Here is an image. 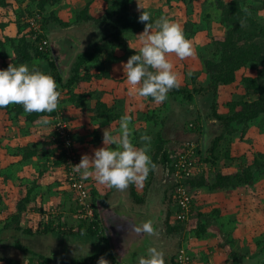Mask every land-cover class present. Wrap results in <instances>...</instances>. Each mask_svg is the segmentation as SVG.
<instances>
[{
	"label": "rangeland",
	"instance_id": "obj_1",
	"mask_svg": "<svg viewBox=\"0 0 264 264\" xmlns=\"http://www.w3.org/2000/svg\"><path fill=\"white\" fill-rule=\"evenodd\" d=\"M133 1L134 3L132 7L134 10L140 11L144 9L151 14L152 19H156L155 16H166L171 20L179 22L183 29H187L186 33L189 35V38L187 39L191 42L195 54L184 60H179L174 54H170L168 59L174 64V71L178 73L180 86L184 87L189 85L190 88L193 87L191 76L200 70L195 68V62L198 61V55L202 51L199 50L197 46L208 45L210 42V36L215 34L220 35L223 32V28L218 19V11L216 9L218 0H172L169 5H166L165 0ZM220 1L228 2V0ZM19 2L20 0H18L17 5L14 7L16 16L18 13L17 11L22 10L24 6H27L25 5L27 2ZM104 5V0H63L58 7L60 11V19L64 20L65 23H70L74 21V16H78L79 13L86 8L89 16H92L95 20L100 19L104 13ZM33 7H35V5ZM49 11L50 9H47V13ZM258 12L260 20L264 23V9ZM4 14L5 13L0 12L1 28L8 24L6 20L1 18ZM73 26V28H76L73 30H76V35L79 36L82 41L81 43H83V53L91 50L105 35V27L101 23L95 24L91 22L86 25ZM50 29H52V27ZM3 31L4 28L0 29V42L4 43L5 53L9 52V55H11L10 42L7 41V39H13L12 37H14V34L9 38V29L7 33H3ZM143 31L144 29L139 34ZM125 43L134 51L139 48V39L136 35L127 36L125 38ZM112 53L114 54L113 58L115 60L112 62V60L109 59L103 62V71H108L110 73L108 77L109 80H103L99 86H95L99 89L108 86L111 93L113 91L112 88H114V92H116L115 89L118 88V85L121 82L126 86V77H124L123 71L118 68H122L119 62L123 64L124 62L122 61H124V58L126 61L128 59L122 51L117 50ZM201 54L203 55L205 53L202 52ZM110 56L111 55H105V59L110 58ZM7 64H11V60H9ZM111 64L115 69H113ZM83 70L85 69L83 68ZM256 75H258V73L254 70H242L237 75V82L242 76ZM197 82L201 85L206 83V78L203 73H199ZM126 88H129V86L127 85ZM230 92H236V89L233 86L222 88L218 99V112L224 111V108L220 105L223 104ZM169 93L168 99L165 102L170 105L166 107L164 112L153 108L155 109V122H157L158 125H153V123H149L147 126L143 125L142 132L132 139L135 142H141V144H143L140 137L144 134L151 136L152 139L149 155L152 159L153 153L155 152L154 140L156 139V132L158 130L161 131V137L166 142L164 148H167L168 151L172 153L171 159L174 158L175 154H177L187 143H193L194 146L200 144L201 137L198 135V130L195 129V131L191 132L189 129L190 123L192 122L191 120H193L192 117H194L191 116V114H194L195 112L198 114V111H200L201 119H198L200 126L203 119L206 122L208 133L210 135L208 143L216 136L224 135L225 130H223L222 124L212 117L213 96L211 93L207 97L197 96L195 98L196 106H187L180 102H174L171 100ZM140 98L143 102L148 100L147 98L139 97L134 101L140 103ZM112 101L118 102L119 100L116 99ZM5 113L7 114V112L2 111L0 114L5 115ZM160 122L162 127L160 126ZM240 129L241 127H239V130ZM208 145L209 144H207L205 152H207ZM218 151L220 152L218 166L222 173L232 174L253 167L254 158L258 154L264 156V120L259 119L248 127L243 136H241V131H238L231 137L225 136V139L219 144ZM225 151H229V155L231 156L230 160H226L223 157V152ZM261 159L264 162V157H261ZM208 166L210 165H200L198 173L195 172V176L200 177L202 171L205 172L208 170ZM257 177H259V180L257 179L252 187L243 186L236 190L227 189L224 191L209 192L205 188L198 190L188 188L193 198V202L195 203L196 211L201 214V218L198 219L197 212H193L190 219L186 223L181 224L182 227L178 233L172 234V236H167L166 229L168 226H166L165 222L167 220L168 212H172L173 202L170 200H172L173 180L171 176H169L167 168L158 163L155 170L149 173L148 178L143 182L142 186H139V188L145 190V200H153V202L155 200L162 204L160 208L163 209V216L160 218V226L155 229L157 233L156 235H160L166 240L164 241L161 250L165 253V261H167V264H171L172 258H174L177 251L181 249L189 252L192 257L193 253H195V257L198 260L200 259L199 262L201 264H224L223 261L212 262L211 257H209L211 252L215 251L218 247H224L225 249L222 248L224 250L232 249L234 252L241 253L242 257H252V260L259 261V264H264V255L261 257V251L263 250L264 244L257 247V243L260 240L264 241V169ZM207 179L209 181L213 180L212 173L207 176ZM1 180L2 178H0V182ZM2 194L3 193L0 191V196ZM151 202L152 201H150V203ZM0 208H2L0 213H6L5 204H2ZM46 211L53 213L55 209L50 210L49 208H46ZM156 211L158 213L159 209H156ZM215 211H217L216 214ZM109 214H111L110 211ZM108 216V226L110 228L113 246L112 252L118 256L120 252L125 261L134 259L136 256L135 253H137L138 250H142L143 246V244H141L143 242L137 241H144L146 234L135 237V234L131 233V230L132 226H140L142 224L140 222L141 220L138 219L139 223L136 219V221H130L131 217H123L121 219H113L111 217L110 219V215ZM45 218L49 220L48 216ZM200 224H203V226L208 229L207 234L200 235L197 232ZM3 225L4 223L0 222V232L3 230ZM168 225L170 227L176 225L173 216L170 217ZM227 229L230 234V239L227 238L229 236L227 235ZM12 235V229L3 230L0 233V240L5 242L0 245V264H8L7 259L17 260L20 264H30L32 258L31 255H24L17 252L15 249H12L11 246H8L10 245L8 241L11 239ZM155 237L152 236L151 241L154 246H157L159 241ZM15 238H17L18 241H22L17 236ZM60 238L62 242L57 241V239ZM48 239L51 240V244L45 243L42 245L39 244L40 246H33V244L29 243L31 240H29L28 237L24 239V243L32 251L59 261H63L65 258L70 259L77 255L92 253L95 251L94 248L99 245L94 239L82 235H70L68 237L63 235L59 236L56 233H53L50 234ZM212 240L216 241L218 245L217 248L216 244H212ZM20 244H23V242H20ZM236 245L238 246V249L235 247ZM253 255L258 256L254 257ZM230 259L228 257V262L233 261V259H231L232 261ZM261 260L262 262H260Z\"/></svg>",
	"mask_w": 264,
	"mask_h": 264
},
{
	"label": "trees",
	"instance_id": "obj_2",
	"mask_svg": "<svg viewBox=\"0 0 264 264\" xmlns=\"http://www.w3.org/2000/svg\"><path fill=\"white\" fill-rule=\"evenodd\" d=\"M13 1L16 3L18 0H0V8H11ZM20 3L27 2L22 10L17 11L16 25H17V37L13 39H7L10 42V48L13 52V57L11 58V63L14 65L27 64L29 67H34L46 74L51 75L58 85V91L60 92V100L58 108L64 110L62 107V95L66 90L68 100L75 105H83L85 102L89 101L93 97V92L84 94H75L74 88L78 85L81 86L83 82H88L92 78H102L108 77V73L103 71V61L100 59L104 52L110 51H122L125 57H130L135 54V51L130 49L125 43V38L127 36H135L139 34L145 27L146 22H139L138 17L144 10H134L132 5L133 0H104L105 7L104 13L100 19L93 18L87 13V8L82 10L79 15L74 16V22L76 23H95L103 24L105 29V35L102 39L95 44V46L88 52L78 53L72 63V70L69 68H60L57 65L51 55V50L49 45L47 49H40L42 40L45 39L49 43L48 36L46 34L47 26L50 22L59 23L61 26L69 25L70 23L62 22L58 18V13L56 10L61 5L63 0H20ZM172 0H165L166 5H169ZM196 1V0H192ZM35 5V7H33ZM47 9L50 11L47 13ZM216 9L218 11V19L223 32L220 35H212L209 39V44L204 46H197L199 50H202L205 54L198 55V61L195 62V68L200 69L194 75L191 76V83L193 87L186 85L184 87L179 86L176 89L170 91L169 96L174 102H180L183 104L195 105V98L197 96L207 97L210 93L213 96L212 105V117L222 124L223 130H225L224 135H219L210 140L208 143L207 152L201 155L200 144L197 143L196 156L198 158L197 168L200 165H210L208 170L202 171L200 177L195 176L193 178H186L183 184L189 189L198 190L201 188L207 189L209 192L224 191L227 189L236 190L239 187L247 186L252 187L259 174L263 172L264 162L261 157L262 154H258L253 161V167H249L242 172H234L232 174L222 173L218 162L220 161V152L218 147L221 141L225 139V136H233L238 131H241V136L244 135L246 129L254 124L259 119L264 120V23L260 20L258 16V11L264 9V0H228V2L217 1ZM158 15V14H156ZM156 19L161 16H155ZM208 17V16H207ZM35 20L42 31L41 35H34V30L30 25V20ZM155 21V19H152ZM186 38H189L187 29H183ZM30 35L35 36V39H31ZM5 49L4 43L0 42V56L2 60L5 59ZM39 63H44L46 70L43 71L39 69ZM9 64H5V68ZM38 66V67H36ZM87 67L88 72L82 75L83 67ZM249 69L254 70L258 73L256 76H242L237 82V75L240 71ZM69 71V72H67ZM203 73L206 78V83L200 84L197 82L199 73ZM66 74H71L69 79L64 81ZM81 83V84H80ZM234 87L236 92H230L226 100L221 104L224 108L223 112H218L217 105L220 92L222 88ZM66 98V99H67ZM149 102L155 103L151 98H147ZM122 102L121 100H119ZM163 107H168L167 102L160 103ZM20 109H23L21 105H9L4 109L8 113L17 114ZM97 116H106L109 119L110 108H107L105 104L97 100L96 104ZM113 109V108H112ZM54 115V113H31L26 114V120L32 123L39 116L42 115ZM197 115V116H196ZM193 120L190 123L189 129L191 132L198 130V135L201 137L202 130L199 125L198 119H201L200 111L191 114ZM155 119V116H150L149 119ZM52 121V119H51ZM53 125V123H52ZM239 127L241 129L239 130ZM55 134L52 130V135L50 136V143L54 145L59 154L54 155L55 163L53 165L63 166V153L60 150L58 141H53L52 137ZM229 141V140H228ZM166 144L159 134H157V140L155 141V152L153 153L152 161L157 165L160 163L163 167L169 168L172 162L171 155L167 148H164ZM46 146V144H45ZM45 148V147H44ZM43 148V149H44ZM42 149V148H41ZM183 148L180 149L181 152ZM41 152L43 158L47 159L48 151L46 148L44 151H40L37 147L28 145L21 149L19 153L24 155V159H29L32 155H38ZM178 152V153H179ZM53 156V153L50 154ZM223 157L226 160H230L231 156L229 151L223 152ZM171 171V170H170ZM196 172V171H195ZM198 173V172H197ZM213 175V180L209 181L207 176L209 174ZM4 177L6 174L0 173ZM6 179V178H5ZM259 180V179H258ZM178 185L173 183V188ZM131 195L135 201L139 203L142 202L138 199L134 189L132 188ZM173 195V193H172ZM28 200V196L22 201L18 202L16 206V214L11 217L10 222H7L4 229L9 228L11 225H17L20 220L21 212L26 209L25 201ZM2 197L0 196V207ZM24 201V202H23ZM173 202V199L170 200ZM143 203V202H142ZM173 205V206H172ZM172 212H168L166 226L167 234H176L180 231L183 223L176 222V225L170 227L168 225L170 217L174 216V204H172ZM93 209L95 205H93ZM1 210V208H0ZM74 212L76 209L74 207ZM197 212L194 206V202L191 207V214ZM217 211H215V214ZM173 214V215H172ZM192 216V215H191ZM197 218H201V214L197 212ZM99 217L97 212L94 210V220L90 223L80 222L76 227L77 235H86L90 238H95L100 235L102 231ZM230 228V227H228ZM17 227L14 228V231ZM53 231L52 229L44 230L43 233H48ZM197 232L200 235H205L208 233L203 224H200ZM227 235L230 239V234L227 229ZM15 235L11 236V241L9 240V247L24 254L31 255L30 264H88L89 261L94 260L98 256H103L110 259L114 264L117 263V258L114 253L109 249V239L104 237L105 247L102 250L91 257L82 258L79 260H69V261H56L54 258H48L42 255H37L31 252L27 247L20 244V242L15 238ZM228 240V239H227ZM234 240V239H232ZM231 241V240H229ZM3 240H0V245L3 244ZM264 244L263 240L257 243V247ZM237 247V245H236ZM190 264H193V257L189 254ZM264 255V247L261 251V257ZM229 258L236 260L242 257L241 253L230 252L228 254ZM8 264H20L17 260L7 259ZM171 264H177L175 262V257L172 258Z\"/></svg>",
	"mask_w": 264,
	"mask_h": 264
},
{
	"label": "crops",
	"instance_id": "obj_3",
	"mask_svg": "<svg viewBox=\"0 0 264 264\" xmlns=\"http://www.w3.org/2000/svg\"><path fill=\"white\" fill-rule=\"evenodd\" d=\"M16 5L17 3L13 1L11 8H0V12L5 13L1 18L6 20V22L8 23L7 25L9 26L8 27L6 25L5 27H0V29L4 28L3 33H7L9 29V38L13 34L14 37L12 38L17 37V25L15 21L16 13L14 11V7ZM56 11L58 12V18L60 19L59 8ZM61 21L65 22L64 20ZM86 24L88 23L81 24L72 21L69 25L61 26L59 23L50 22L47 26L46 34L48 35L49 40H51L52 42L70 39L78 46L77 53L75 54L76 56L78 53L82 52L83 43H81L82 41L79 36L76 35V30H73L76 29L73 28V25L79 26ZM51 27L52 29H50ZM10 50L11 55H9V52H7L4 53V60L0 58V69L7 68H5V64H7V62L11 60V56H13L12 49L10 48ZM61 52H64L65 55L62 54V56L59 57L60 59L57 58V55L55 53H51L54 62L59 65L60 68L61 66L59 64V60L62 61L64 56H70V47L66 45V43L62 44V46H60V53ZM105 55L111 56L110 58L105 59ZM75 56L73 57L71 64L68 66L69 71L72 70V63ZM113 57L114 54L110 51H107L101 55L100 59L102 61L104 60L103 62L111 59L113 62L115 60ZM63 62L65 63V61ZM122 62L126 63V59L124 58V61ZM119 64H121L122 66V63L119 62ZM43 65L44 63H39V69L45 71L46 67H43ZM111 66L113 67V69H115L112 64ZM83 68L85 70L87 69L86 66ZM118 69L123 71L121 67H119ZM85 70L82 69V75L88 72V70ZM106 72L108 73L109 77L110 73L108 71ZM66 75L67 76L64 79L65 82L67 79H69L71 74ZM108 77H102L99 79L92 78L90 81L83 82L82 84L80 83L81 86L77 85L74 88V93L77 95L93 92V97H91V99L85 102L83 105L78 106L70 102V99L68 100L67 96L65 97V94L67 93L66 90L63 92V95L61 97L63 101L62 107L64 109L62 111H64L72 124L73 142L76 151L80 156V159L83 154L92 155L94 149L103 146V131L109 130L114 132L118 128L119 120L123 115L130 114L133 117L131 127L133 128L132 139H134L140 132H142L143 125L147 126L149 123L158 125L157 122H155L156 119H153V117L152 119H149L150 116H153L155 114V109L153 108L159 109L161 112H164V110L166 109L161 104L151 103L148 100L143 102L141 98L140 103L134 101L140 96L135 93L133 87L127 82L125 85H128L129 88H126V86H124V83L121 82L118 85V88L115 89L116 92H114V88H112V93L111 90L109 91L108 86L106 88L103 87L100 89L95 87L99 86L103 82V80H109ZM98 99L100 102L105 104L107 108H110L111 111L109 113V119H107L106 116H97L98 113H96L95 108ZM116 99L121 100L122 102L112 101ZM166 105L168 106V104ZM20 110L21 111H19L17 114H12L8 113L5 110H0V113L2 111L7 112V114L5 113V115L0 114V173L7 175V177L0 175V178H2L0 182V191L3 193L1 195V206L2 204L6 205V213H0V222L4 223L3 226H5L7 222H10L11 217L16 214V206L18 202L22 201L28 196V200H24L26 209L21 212L20 220L17 225H11L7 229H4L3 227V230L12 229L13 235L19 237L22 240L19 242H23V244L21 245L25 247L27 246L24 243V239L27 237L29 238V240H31L29 241V243L33 244V246H38L39 244L42 245L45 243L51 244L52 242L51 240H49L50 238L48 239L50 234L56 233L59 236L63 235L68 237L70 235H77L74 231V228L76 230V227L78 226V222L75 218L73 198L71 193L63 183L62 164L53 165L56 160L54 159V155L59 154V151L54 145L50 143V136L52 135L53 130L51 115H42L49 119L50 124L48 126H41L38 121L42 116H39L36 120L30 123L26 120L25 117L27 113H25L23 109ZM156 133L161 137L160 130H158ZM156 140L157 136L154 140V143ZM133 143L137 147L142 146L141 142L133 141ZM28 145L37 147V149L40 151H44V149L46 148V150L48 151L47 159L42 157L41 152H39L38 155H32L29 159H24V155H21L19 151ZM51 153H53V156L50 155ZM85 182L90 192L92 204L95 205L94 210L98 214V220L102 229L99 236L92 238L97 241L99 245L94 248L95 251L92 253L77 255L70 259L65 258V260L63 261L77 260L96 255L99 250H102L106 246L104 237H107L109 239V249L113 251L111 232L108 226V215H110V219L111 217L113 219L131 217L130 221L133 222V220H137V222H139V220H141L140 222L143 223L146 221V216L149 212L146 211V209L148 205H150V212H154V215L156 216V223H154L153 226L154 228H158L160 226V218H162L163 216V209L160 208L162 206L161 202L155 200L154 202L153 200H145V190H141L139 188V185H129L126 190L119 191L114 188L109 189L104 185L96 183L92 177H90L88 180H85ZM132 188L134 189L138 199H141L143 203H139L138 201L134 200L131 195ZM150 201H152L153 204L152 202L150 203ZM122 206L126 209L123 210ZM46 208H49L50 210L55 209V211H53V213L47 212ZM156 209H159V215ZM109 211L111 212V214H109ZM46 216H48L49 220L45 218ZM15 227H17L16 231H14ZM48 229H52L53 231L43 233L44 230ZM82 236L86 237V235ZM153 236H156L155 238H157V240L159 241L157 246H154L151 239L148 238V234H146L144 241H137L143 242L141 243L143 244V246L142 250H138L137 253H135L136 256L134 257V259L125 261L122 254L119 252V256L114 254V256L117 258V263L138 264L139 258L147 255L146 250L148 247H157L158 249H161L164 241H166L165 238L160 235ZM167 236H172V234H168ZM57 241L62 242L61 238L57 239ZM212 244L217 245L215 240H212ZM217 247L218 245L216 246V248ZM222 248L224 247H218L215 251L211 252V255L209 257H211L212 262L223 261L224 264H259V261L252 260V257H240L234 260V262L229 258L232 262H228V254L234 250L229 248V250H224L225 248ZM236 248L238 249V246ZM29 250L37 255H41L40 253L32 251L31 249ZM253 256L257 257L258 255ZM192 259L193 264H201L199 262L200 259L198 260L195 257V253H193ZM260 262H262V260ZM165 264H167V261H165Z\"/></svg>",
	"mask_w": 264,
	"mask_h": 264
},
{
	"label": "clouds",
	"instance_id": "obj_4",
	"mask_svg": "<svg viewBox=\"0 0 264 264\" xmlns=\"http://www.w3.org/2000/svg\"><path fill=\"white\" fill-rule=\"evenodd\" d=\"M139 22H146L144 31L136 35L139 48L131 55L122 70L126 82L142 98H151L160 104L168 99V93L180 86L174 64L168 59L174 54L179 60L192 57L195 52L186 38L181 24L166 16L155 21L151 14L143 10ZM60 92L54 78L27 64H9L0 69V109L9 105H21L27 114L52 113L59 105ZM133 117L123 115L118 128L113 132L104 130L102 147L94 149L92 155L83 154L80 162L73 165V172L82 180L92 177L96 183L109 189L126 190L129 185L142 186L156 165L149 155L151 136L140 137L142 146L137 147L132 140ZM38 123L48 126L50 121L42 116ZM135 237L156 235L153 222L147 220L140 226H132ZM130 240V239H129ZM147 255L139 258L138 264H165V253L157 247H148ZM97 264H109L100 257Z\"/></svg>",
	"mask_w": 264,
	"mask_h": 264
},
{
	"label": "built area",
	"instance_id": "obj_5",
	"mask_svg": "<svg viewBox=\"0 0 264 264\" xmlns=\"http://www.w3.org/2000/svg\"><path fill=\"white\" fill-rule=\"evenodd\" d=\"M30 25L34 30V35H41L42 31L39 24L35 20H30ZM33 40L35 36L30 35ZM49 43L47 40L43 39L40 49H47ZM59 106V105H58ZM52 116L53 122V141H58L60 150L63 153V183L65 187L69 190L72 195L74 207L76 209L75 218L80 222L90 223L94 220V209L92 206V201L90 197V192L88 190L85 180L81 179L79 173L73 172V165L80 162V156L76 151L73 142V127L61 109L57 108L53 112ZM197 145L194 146L193 143H187L183 150L172 158L170 164V170L167 168L169 176H171L173 183L177 184L176 188L172 190V199L174 204V221L186 223L191 217V207L193 203V198L188 190V187L183 184L184 179L192 178L195 175V171L198 172L196 164L198 163V158L196 154ZM173 186V185H172ZM75 231V228H74ZM100 257L98 256L94 260L88 262V264H97ZM106 259L109 264H114L110 259ZM175 262L177 264H190V257L186 250H178L175 255Z\"/></svg>",
	"mask_w": 264,
	"mask_h": 264
},
{
	"label": "water",
	"instance_id": "obj_6",
	"mask_svg": "<svg viewBox=\"0 0 264 264\" xmlns=\"http://www.w3.org/2000/svg\"><path fill=\"white\" fill-rule=\"evenodd\" d=\"M65 43H66V45H68L70 47V56L69 57L64 56L62 61L59 60L60 66L61 67L63 66L62 68H68V66L71 64V61L73 60V57L77 53L78 46L74 42H72L70 39H68V40H59V41H56V42H52L51 40H49V48L51 50V53L52 54L55 53L57 55L58 59H60L59 57L62 56V54L65 55L64 52L60 53V46H62V44H65ZM63 61H65V63ZM61 62H63V63H61ZM201 130H202V134H201V140H200V152H201V155L203 156L204 153H205L208 141L210 139V135L208 133V128H207V125H206V122L204 121V119L202 120ZM149 207H150V205H148L146 211H150ZM122 209L125 210L126 208L122 206ZM158 215H159V212H158ZM152 222H153V224L156 223V216L155 215L153 216ZM148 238L151 239V237L149 235H148Z\"/></svg>",
	"mask_w": 264,
	"mask_h": 264
},
{
	"label": "flooded vegetation",
	"instance_id": "obj_7",
	"mask_svg": "<svg viewBox=\"0 0 264 264\" xmlns=\"http://www.w3.org/2000/svg\"><path fill=\"white\" fill-rule=\"evenodd\" d=\"M153 216H154V213L149 211V212L147 213V216H146V221H147V220H151V221H152Z\"/></svg>",
	"mask_w": 264,
	"mask_h": 264
}]
</instances>
